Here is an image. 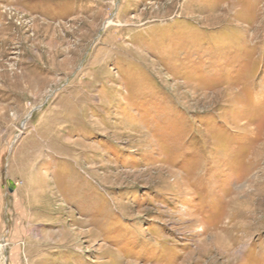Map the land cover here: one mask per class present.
Returning a JSON list of instances; mask_svg holds the SVG:
<instances>
[{
  "label": "rangeland",
  "instance_id": "374dc122",
  "mask_svg": "<svg viewBox=\"0 0 264 264\" xmlns=\"http://www.w3.org/2000/svg\"><path fill=\"white\" fill-rule=\"evenodd\" d=\"M0 264H264V0H0Z\"/></svg>",
  "mask_w": 264,
  "mask_h": 264
}]
</instances>
